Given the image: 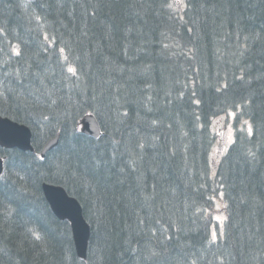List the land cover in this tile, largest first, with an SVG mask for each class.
Here are the masks:
<instances>
[{
  "label": "trees",
  "instance_id": "trees-1",
  "mask_svg": "<svg viewBox=\"0 0 264 264\" xmlns=\"http://www.w3.org/2000/svg\"><path fill=\"white\" fill-rule=\"evenodd\" d=\"M0 116L34 149L0 147V264H264V0H0ZM43 183L80 203L85 260Z\"/></svg>",
  "mask_w": 264,
  "mask_h": 264
},
{
  "label": "water",
  "instance_id": "water-1",
  "mask_svg": "<svg viewBox=\"0 0 264 264\" xmlns=\"http://www.w3.org/2000/svg\"><path fill=\"white\" fill-rule=\"evenodd\" d=\"M80 132L92 138L101 135L100 126L93 115H85L79 121ZM30 129L7 117L0 116V147L4 149H17L22 152H33ZM59 141V135L50 140L40 152V157L54 149ZM3 173V159L0 158V175ZM41 190L53 215L60 221L69 223L73 243L77 256L84 260L87 255V246L90 238V227L84 219L82 207L59 185H41Z\"/></svg>",
  "mask_w": 264,
  "mask_h": 264
},
{
  "label": "rangeland",
  "instance_id": "rangeland-1",
  "mask_svg": "<svg viewBox=\"0 0 264 264\" xmlns=\"http://www.w3.org/2000/svg\"><path fill=\"white\" fill-rule=\"evenodd\" d=\"M174 10L180 11V9L184 6L183 0H171ZM233 118L234 112H229L216 119L213 122L214 130L216 134L219 135L215 147L212 152L213 162L217 159L223 151L226 149L234 141V128H233ZM221 141L218 143V141ZM225 204L223 202L222 197L215 198L214 202V211L212 212V216L217 225L215 224V230L217 231L218 226L223 224L225 219L224 215ZM216 234V233H215ZM219 233L216 235L213 234L214 237H217Z\"/></svg>",
  "mask_w": 264,
  "mask_h": 264
},
{
  "label": "bare ground",
  "instance_id": "bare-ground-1",
  "mask_svg": "<svg viewBox=\"0 0 264 264\" xmlns=\"http://www.w3.org/2000/svg\"><path fill=\"white\" fill-rule=\"evenodd\" d=\"M56 135H59V133H57ZM56 135H55V136H56ZM55 136H54V137H55ZM54 137H53V138H54ZM59 137H60V135H59ZM53 138H51L50 140H52ZM50 140H49V141H50ZM49 141H48V142H49ZM48 142H47V143H48ZM47 143H46V144H47ZM46 144H45V145H46ZM45 145H44V146H45ZM42 149H43V148H42ZM41 151H42V150H41Z\"/></svg>",
  "mask_w": 264,
  "mask_h": 264
},
{
  "label": "snow or ice",
  "instance_id": "snow-or-ice-1",
  "mask_svg": "<svg viewBox=\"0 0 264 264\" xmlns=\"http://www.w3.org/2000/svg\"><path fill=\"white\" fill-rule=\"evenodd\" d=\"M70 71H72V70L70 69Z\"/></svg>",
  "mask_w": 264,
  "mask_h": 264
}]
</instances>
